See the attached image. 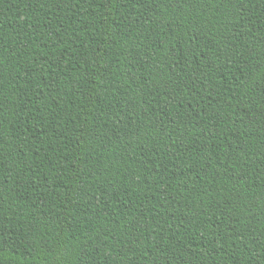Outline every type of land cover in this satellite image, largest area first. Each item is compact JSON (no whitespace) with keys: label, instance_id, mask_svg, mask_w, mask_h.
I'll use <instances>...</instances> for the list:
<instances>
[{"label":"trees","instance_id":"16d2710c","mask_svg":"<svg viewBox=\"0 0 264 264\" xmlns=\"http://www.w3.org/2000/svg\"><path fill=\"white\" fill-rule=\"evenodd\" d=\"M0 264H264V0H0Z\"/></svg>","mask_w":264,"mask_h":264}]
</instances>
